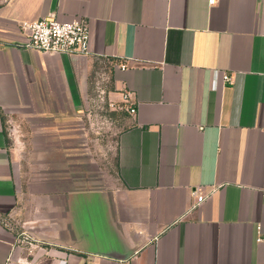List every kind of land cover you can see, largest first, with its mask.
Here are the masks:
<instances>
[{"label":"crops","instance_id":"obj_1","mask_svg":"<svg viewBox=\"0 0 264 264\" xmlns=\"http://www.w3.org/2000/svg\"><path fill=\"white\" fill-rule=\"evenodd\" d=\"M49 18L88 20L92 53L17 46ZM104 61L136 110L116 180L30 172L10 142L76 121ZM260 230L264 0H0V264H263Z\"/></svg>","mask_w":264,"mask_h":264},{"label":"rangeland","instance_id":"obj_2","mask_svg":"<svg viewBox=\"0 0 264 264\" xmlns=\"http://www.w3.org/2000/svg\"><path fill=\"white\" fill-rule=\"evenodd\" d=\"M109 67L108 61L98 62L88 79L83 113L76 121L52 126L47 133L33 135L28 141L10 142L19 152L30 153V172L40 170L42 162L66 159L68 170L71 165L78 167L84 175L99 179L96 185L116 180L118 139L131 124L129 108L133 104L129 93L112 85ZM59 130L66 133L60 140L55 137ZM22 160L25 165L26 157Z\"/></svg>","mask_w":264,"mask_h":264},{"label":"built area","instance_id":"obj_3","mask_svg":"<svg viewBox=\"0 0 264 264\" xmlns=\"http://www.w3.org/2000/svg\"><path fill=\"white\" fill-rule=\"evenodd\" d=\"M221 0H208L209 6L217 5ZM23 41L17 46L28 50L49 54H66L69 56H87L92 53V30L88 20L77 18L71 21H61L56 18L41 19L36 22H23L20 24ZM125 68V67H123ZM225 82L232 83V77L223 76ZM135 114L134 107L129 108ZM196 206L202 204L208 197L205 193L195 191ZM20 243L32 244L33 239L22 234ZM258 241L264 242V235L259 231ZM264 264V263H263Z\"/></svg>","mask_w":264,"mask_h":264}]
</instances>
